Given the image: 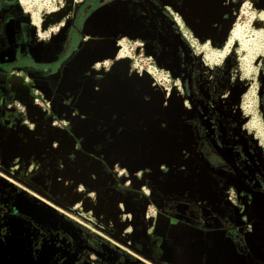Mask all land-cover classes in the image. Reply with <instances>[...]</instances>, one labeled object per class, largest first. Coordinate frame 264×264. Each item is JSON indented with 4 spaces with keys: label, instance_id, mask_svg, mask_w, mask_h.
Here are the masks:
<instances>
[{
    "label": "crops",
    "instance_id": "crops-1",
    "mask_svg": "<svg viewBox=\"0 0 264 264\" xmlns=\"http://www.w3.org/2000/svg\"><path fill=\"white\" fill-rule=\"evenodd\" d=\"M15 2L0 0V132L15 120L8 105L27 97L31 82L38 84L51 108L64 104L75 107L71 140L62 146V152L69 149L86 161H101L100 173L110 185L131 197L142 192L150 196L158 209L152 223L136 220L130 226L133 239L151 243L158 260L164 264H247L226 230L230 225H242L245 219L251 222V228L241 232V241L250 251L256 250L254 257L262 259L264 191L253 192L252 200L243 203V210L235 205L217 208L210 203L201 204L181 193L178 188L184 184L182 177L195 163L178 150L185 147L193 153L190 125L154 117L146 77L129 79L136 87L134 105L119 106L113 92L120 85V73L124 74L122 66L113 63L107 70L92 66L96 56H114V38L122 31L154 38L142 29L139 2L84 0L76 6L73 22L47 40L31 36L28 21L18 7L7 9ZM210 4L211 0L203 3L207 13ZM33 115L34 128L27 135L49 133L50 116ZM88 119H97L104 129L117 124L116 137L105 131L96 133L95 139L100 142L93 136L85 137L91 128ZM133 162L139 164L140 178L129 185H117L112 165L119 163L129 169ZM125 180V176L119 177L121 184ZM168 184L174 190L168 189ZM60 187H53L55 197L61 192ZM121 214L130 216L128 210Z\"/></svg>",
    "mask_w": 264,
    "mask_h": 264
},
{
    "label": "flooded vegetation",
    "instance_id": "flooded-vegetation-1",
    "mask_svg": "<svg viewBox=\"0 0 264 264\" xmlns=\"http://www.w3.org/2000/svg\"><path fill=\"white\" fill-rule=\"evenodd\" d=\"M83 1L73 0L72 10H69L66 17L62 15L63 21L57 25V32L73 22L76 6ZM136 1L141 5L142 29L145 33L154 35V38H150L148 34H145L146 37L142 42L145 43V48L151 52L154 61L165 67L173 78L179 80V88L190 109H186V113L181 115L184 110V101L175 90L173 95L167 92L163 97V107L171 111L172 114L181 115V121L190 125L194 134L192 155L195 157L193 158L195 163L193 167L198 165V176L204 174L205 171L208 172L212 185L213 183L216 185L214 192L196 187L193 183H190L188 189H182L183 186L178 188L179 191L201 204L210 203L217 208L235 205L243 210V203L245 200H252L253 192L264 191V152L260 147L261 141L256 136L253 137L252 131L247 129V118L237 108L242 94L240 87L243 85L235 83L228 87H221L220 80H217L216 87L214 80H211L200 68V65L202 67L204 65H202V61L199 62V55L181 35L176 26V18L166 4L162 0ZM187 1L189 0H183V7L186 9L188 8ZM21 3V0H16L12 7L8 8L9 5H7V9L18 7L28 21L31 36L34 39L42 40L37 38L35 29L31 27L34 24L32 15L30 16L21 7ZM66 5L64 2L61 8ZM190 10V8L187 9L189 12ZM199 14L201 15V13ZM205 29L212 35L217 33L212 28L205 27ZM119 34H121L119 38H122L137 33L128 30ZM205 49L203 52L207 59L206 53L210 50L208 47ZM102 61L104 60L98 58L92 65L102 64ZM34 85L39 86L31 82L27 97L31 94ZM262 88L263 94L259 95L258 101L264 116V82ZM167 97H169L168 102ZM8 107L14 114L15 120L8 128L0 132V264H164L154 256L151 243L137 242L133 237L126 236L122 230L120 233L117 227L123 224L122 222L133 225L136 220H141L146 225L152 223L153 215L157 213L158 209L151 201L150 196L142 192L131 197L118 187L110 185L109 179L100 173L101 161L96 163L86 161L75 151H71L73 155H64L62 146L55 141L45 148L46 140L50 137L54 138L58 131L65 132L70 141L71 125L52 126L51 120H49V133L30 136L27 135V131L34 128L31 120V117L34 116L32 112L29 114L28 123H25L20 111L12 105ZM71 108L73 106L63 105L64 111ZM73 114H76V110ZM41 117L45 118L46 116ZM256 130L258 132V128ZM258 133L260 134V132ZM260 136L262 135L260 134ZM8 138H10L14 149H18V151L14 152V157L3 158L2 146ZM45 151L48 152L47 156L39 160L41 153ZM184 155L190 156L189 152ZM78 158H82L86 165L97 167V172L94 173L88 171L87 168L80 167L79 161H75ZM66 163H71L73 169L80 173L89 174L88 177L92 181L97 178L105 181V185L101 189L114 187L116 190L115 193L109 191V197L116 201L113 208L116 211L113 220L114 226H109L106 221V218L109 219L108 208L104 207L108 203L107 199L100 197L95 190L85 187L91 195H96L103 201L101 212L104 214L101 216V222L97 221L93 224L104 231L105 236L94 234L84 225L64 219L57 212L61 210L57 208L55 211L56 207L51 209V206L45 205L49 203L44 199L52 203L55 201L56 197L53 195L51 185ZM27 164H30V167L33 166L30 172L23 169V166ZM16 165L17 168H15ZM206 165L215 171L208 169ZM138 166L139 164L135 163L126 169L119 163H114L112 169L117 177L116 184L129 185L132 180L140 178L141 172L136 169ZM132 170L135 171L132 172ZM191 170L182 177L184 184L185 176ZM4 174L11 178L9 179ZM120 176L126 177L123 184L119 182ZM39 177L45 178L46 188H43L39 183ZM222 183L226 187H230L233 183L234 185H243L236 193L237 203H231L227 188L224 193L219 192V186ZM166 187L171 189L172 185L168 184ZM147 188L150 191L149 185ZM119 204L130 212L129 217H122ZM100 205L101 201L99 200L97 210ZM64 209L70 211L71 207L67 206ZM250 228L251 222L245 219L242 225H230L226 230L236 244L238 253L244 255L247 264H254L249 262V259L257 264H264V254L260 252L262 259H257L253 255L256 250L250 251L241 241V232Z\"/></svg>",
    "mask_w": 264,
    "mask_h": 264
},
{
    "label": "rangeland",
    "instance_id": "rangeland-1",
    "mask_svg": "<svg viewBox=\"0 0 264 264\" xmlns=\"http://www.w3.org/2000/svg\"><path fill=\"white\" fill-rule=\"evenodd\" d=\"M38 1L39 2H33L32 0H30V2L27 1L28 3L22 1L21 7L30 16L32 15V21L34 20V18L41 20L39 24L34 23L31 27L35 29L37 38L47 40L57 32V25L63 21L62 14L58 11V9H60L59 7L61 4H64L65 0H51L50 3H46L43 0ZM162 1L166 4L169 11L172 12V15L176 18V26L178 27L183 38L192 45L195 53L199 55L198 60L199 62L202 61L201 63L202 65H204L203 67L200 65V68L203 70V72L206 73L207 76H209L211 80H214V85L217 87V80H220L221 87H228L229 85H233L235 83L243 85L240 87V89L242 90V94L239 106L237 108L238 110L240 109V111L243 112L242 115L247 118L246 123L248 128L247 126L246 128L249 131H252L254 135L253 137L256 136L257 138H259V140L261 141L260 147L264 152V116L262 110L259 107L258 101L259 95L263 94L262 84L264 82V0H211V4L219 7V9H222V11H220L215 17H213L212 14L204 16L203 19L205 24L216 22L213 20V18H217L218 20H220L221 25L223 23V26H220L222 28L219 29L218 35L211 39L210 36L205 32H202L203 35L199 36V28H193L192 23L198 25V22H200L201 20L199 17L196 19L189 17L190 15L186 12L187 9L183 7V0ZM189 1L191 2L192 7L195 9V11H198L197 3L199 0ZM201 4L204 7L203 3ZM235 28L239 29V33L238 35L233 36L232 31ZM204 34H206L207 36L204 37ZM120 35L121 34L114 38V56L111 58L104 57L103 55L94 57L92 62H95L98 58L104 60L102 61V64L97 63V66L94 65V67L107 70L113 63H118L124 69L126 77H128V79H133L134 77H143L145 79L146 77V82H148L147 89L148 91H150L151 97L153 98V107L158 100H160L163 96L165 97L167 92H170L172 90L177 91L184 101V110L181 115L185 114V110L190 109V106L186 98H184L181 93V89L179 88L180 86L178 85L179 80L173 78L169 74L168 70L158 63H156L157 72L154 74H149L145 70H141L140 68L135 69L136 62L141 65L139 56H148L151 55V52H149L145 48V43L143 44L142 42L143 38L138 34H133L130 36L126 35L125 37L123 36L122 38H119ZM124 43L126 44L127 49H130V47H132L133 49L132 59L127 56L123 57L119 55L121 47L125 45ZM206 47H208L210 50L206 53L207 59H209V55L214 53H221V55L207 61V59L204 57L205 53L203 52L206 50ZM226 64L227 66H225ZM174 115L177 114L174 113ZM155 116L161 117L159 115H154V117ZM260 125L262 126V128ZM256 128H258V132H260L262 136H260ZM178 150H180V152L183 154L188 152L185 147H178ZM63 154L73 155L72 153H70L69 149L65 150ZM192 154L193 153L190 150V157L195 158ZM133 164L135 163L133 162ZM62 167L63 168L61 169V173H56L57 175L51 187L57 186L58 184L59 186H61L60 188H62V175L65 172H71L73 174L74 171H77L73 169V167L70 169L71 163H66V165H63ZM15 168H17V165L15 166ZM31 169H33V166L29 167V172L31 171ZM133 171L135 170H132V172ZM45 172L47 171L45 170ZM203 173L204 174H200L196 178L195 186L199 188H205L208 191L214 192V188L216 186L215 183H213L212 185V182L209 179L208 172L205 171ZM203 180H205L206 183H204ZM76 183V190L77 192H79V194H83V197L90 195L87 189L78 180L76 181ZM242 187L243 185H234V183L231 184L230 187H226V185L222 183L219 186V192H221L222 194L227 188V191H229L230 201L231 203L235 204L237 203L236 193H238V191ZM60 191L62 195H64L63 188ZM77 195L78 194L74 193L72 199H67L64 196V204L70 207H74L77 211V213H75L76 215H70L65 211H57V207L55 211H57L64 219L75 221L79 224L82 223L81 225H84L86 228H88V230L93 231L94 234L96 233L98 235L105 236L104 231L100 230L99 227H96L93 224V222H101L100 219L103 214L101 212V208L103 205L102 199L99 198V200L101 201L99 210H97L96 213H93L88 202H83L81 200L77 202ZM78 198L80 199V195H78ZM83 203H87L88 210L83 209ZM53 204L54 202L52 203V205H45L47 207L51 206L50 208L53 209L55 208L53 207ZM106 221L109 226H114V224L111 223L110 218H106ZM117 227L119 229L118 231L122 230L126 236L133 237L134 232L132 233L130 224L123 223Z\"/></svg>",
    "mask_w": 264,
    "mask_h": 264
},
{
    "label": "water",
    "instance_id": "water-1",
    "mask_svg": "<svg viewBox=\"0 0 264 264\" xmlns=\"http://www.w3.org/2000/svg\"><path fill=\"white\" fill-rule=\"evenodd\" d=\"M207 35L204 34V37H206ZM136 90V87L135 85H133L131 83V81L128 79V77H126V73L124 71V74L120 73V85L117 87V89L113 92V98H114V102L117 101V104L119 106H122V107H129L130 105H134V102H133V93L135 92ZM106 93V91H105ZM104 93V94H105ZM23 100V99H22ZM100 101L102 103H107L108 100H101ZM26 106L29 110H33L32 111V114H40V110L37 109L34 105H32L31 103H26ZM52 110H54V108H51ZM151 113L153 115H159L161 117H165V118H169V119H172V120H176V121H181V117L180 116H177V115H174L166 110L163 109L161 103H160V100L157 101V103L154 105V107H152L151 109ZM73 119V118H72ZM72 119H71V122H72ZM99 124V125H96L97 127H95L94 125L95 124ZM88 124L90 125L91 128L88 129L87 133L85 134V137L87 138H92L91 136L94 137V139L98 136L96 133L97 132H102V131H105L106 133H109L110 132V136H113L114 138L116 137V133H117V124L115 125H111V126H106L105 129L103 127V125H101L97 119H88ZM103 129V130H102ZM104 138V137H102ZM54 140L56 142H59L61 146L63 145H69L70 141L66 135L65 132H62V131H58L55 133V137H54ZM101 139L99 140H96V142H100ZM116 141V140H115ZM18 149H14V146L12 145L11 141H10V138H8L6 141H5V144H3L2 146V157L3 158H6V157H12L14 155V152H17ZM14 157V156H13ZM79 161V164H80V167L84 168V169H88V171H92L94 173L97 172V167H94V166H91V165H86L83 161L82 158H78V159H75V161ZM208 169L212 170V171H215L212 167H209L208 165H206ZM197 168H198V165L194 166L193 169L191 170L190 173H188L186 176H185V184L183 185L182 189H188L190 188V183L192 181L195 180V178L198 177V172H197ZM74 176L76 177V179H78V181L84 186V187H88V188H91L92 190H95V192L100 195V197H103L104 199H107V204L104 206L105 208H108V215H109V218L111 219V223L114 224V217L116 215V211L113 210L114 206L116 205V201L114 198L112 197H109V191H112V192H116V190L114 189V187H105V188H102L104 185H105V181L97 178L95 179L94 181H92L88 175H86V173H80L78 171H74ZM32 179H34V177H32ZM39 183L43 186V188H46L45 186V178L44 177H39ZM180 184V183H178ZM47 196V195H46ZM48 197V196H47ZM64 195H62V193L60 192L58 194V196L56 197L55 199V203L58 204V206H62L63 208H66L67 205H65V200H64ZM76 199H79L78 198V195H77V198ZM83 209L84 210H88V205L87 203H83L82 205ZM249 262L251 263H254V264H257L255 262H253L252 260L249 259Z\"/></svg>",
    "mask_w": 264,
    "mask_h": 264
},
{
    "label": "bare ground",
    "instance_id": "bare-ground-1",
    "mask_svg": "<svg viewBox=\"0 0 264 264\" xmlns=\"http://www.w3.org/2000/svg\"><path fill=\"white\" fill-rule=\"evenodd\" d=\"M21 1H25V3H28V2H30V0H21ZM28 1V2H27ZM33 2L34 1H36V2H39L38 0H32ZM43 1H45L46 3H50L51 2V0H43ZM66 2V7H64V8H61L63 5L61 4L60 5V7L59 8H61V9H59L58 11L64 16V17H66L67 15H68V13H69V10L71 9L72 10V4H73V0H66L65 1ZM208 2V0H199L198 1V3H197V9H198V11H195V9L192 7V4H191V2L190 1H187L186 3L188 4V8H190L191 10H190V12L189 11H186L190 16L189 17H191V18H197V17H199L200 18V22H198V25H195L194 23H192V26H193V28H199V36H201V35H203L202 34V32L204 33H207L209 36H210V39L211 38H214L216 35H218V32H219V29L220 28H222V27H220V26H223V23H222V25H221V21L220 20H218L217 18H213V20L214 21H216V22H211V23H206L205 24V22H204V19H203V17L204 16H206V15H210V14H212L213 15V17H215L220 11H222V9H219V7H216L215 5H212V4H210L209 5V9H208V13L205 11V8L202 6V4L201 3H207ZM40 4V3H39ZM189 4H191V5H189ZM191 6V7H190ZM185 9H186V7H184ZM187 8V9H188ZM199 13H201V15L199 14ZM210 13V14H209ZM212 21V20H211ZM41 22V20L40 19H35L34 18V23L35 24H39ZM214 23H216V24H214ZM215 25V26H214ZM205 27L208 29V28H212L213 30H215V31H217V33L215 34V35H212V33H209L206 29H205ZM203 29V30H202ZM238 33H239V29L238 28H235V29H233V31H232V35L233 36H236V35H238ZM198 36V35H197ZM209 41V40H208ZM207 41V42H208ZM221 55V53L219 54V53H214V54H211V55H209L208 56V58L209 59H213V58H216L217 56H220ZM208 59V60H209ZM170 93H172V95L175 93L174 92V90H172V91H170ZM170 93H169V96H170ZM176 96V95H175ZM164 97V96H163ZM163 97L160 99V103H161V105H162V107H163V103H162V101L164 100L163 99ZM175 99V98H174ZM173 99V100H174ZM168 100H169V97H167V102H168ZM163 109H164V107H163ZM164 110H166V111H168V112H170V113H172L171 111H169V110H167V109H164ZM72 167H70V169H71ZM4 176H6V177H8L9 179L11 178V176H8V175H6V174H4ZM76 181H77V179L74 177V174H72L71 172H69V173H64L63 175H62V178H61V182H62V188H63V192H64V196L67 198V199H72V197H73V195H74V193H76V194H78V195H80V199H76L77 200V202L78 201H83V202H88V204L90 205V208H91V210L93 211V213H96V211H97V204L99 203V198H97V196L96 195H93L92 197L89 195V196H82L83 194H79V192H77L76 191V188H77V183H76ZM204 181V183H206L205 182V180H203ZM191 183H193V184H195L194 183V181H192ZM191 187H193V185H191ZM46 200V199H45ZM75 200V201H76ZM46 202V201H45ZM49 202V201H48ZM56 204V203H55ZM55 204H53V205H55ZM58 205V204H57ZM57 205H55L59 210H61V211H65L66 213H69L70 215H76L75 213H77V211H76V209L74 208V207H71V210L69 211V210H66V209H64L61 205H60V207L59 206H57ZM123 206V205H122ZM121 206V204H119L118 205V207H119V209L121 210V213H125L127 210L125 209V207L123 208Z\"/></svg>",
    "mask_w": 264,
    "mask_h": 264
},
{
    "label": "built area",
    "instance_id": "built-area-1",
    "mask_svg": "<svg viewBox=\"0 0 264 264\" xmlns=\"http://www.w3.org/2000/svg\"><path fill=\"white\" fill-rule=\"evenodd\" d=\"M132 50H133L132 47H130V49H127L126 44H125L124 46L121 47L119 55L123 56V57L127 56V57H130V59H132V57H133ZM139 60L141 61V65H139L138 62H136L135 63V65H136L135 69H138V68H140L141 70L143 69L149 74H154L157 72L156 62L154 61V59L151 55L141 56V57L139 56ZM26 103H31L37 109H39L41 116H43V117L44 116H50L52 126H67V125L69 126V125H71V119L74 117L73 112L75 111V107L73 106V108L69 109L68 111H64L63 105H60V106H57L56 108H54V110H52L50 107L49 100L44 97L41 88L37 85L32 86L31 94L28 97H25L23 100L16 101V102L8 105V106L12 105V106H14V108H16L18 111H20L23 115L24 122L28 123V117H29V114L32 112V110H29L27 108ZM54 141L55 140L53 137L47 139L46 140L47 145L45 146V148L49 147V145ZM47 153H46V151L44 153H41V157L39 160L46 157ZM29 167H30V164L23 166L24 171L29 172ZM80 224H82V223H80ZM120 233H121V231H120Z\"/></svg>",
    "mask_w": 264,
    "mask_h": 264
}]
</instances>
